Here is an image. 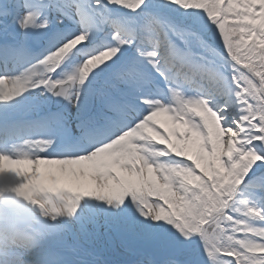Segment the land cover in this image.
Listing matches in <instances>:
<instances>
[{"label": "snow or ice", "instance_id": "obj_1", "mask_svg": "<svg viewBox=\"0 0 264 264\" xmlns=\"http://www.w3.org/2000/svg\"><path fill=\"white\" fill-rule=\"evenodd\" d=\"M101 3L39 0L37 7L26 0L22 11L0 20V50L15 54L25 44L43 49L19 74H0V102L37 89L79 99L81 88L106 74L89 90L112 125L83 154L41 156L52 144L42 139L0 151V179L11 181L0 186V219L22 215L21 202L53 220L71 216L85 198L120 210L134 205L142 216L167 222L181 242L198 236L207 264H264V207L251 198L264 197V0H160L202 17L215 34L230 68L229 99L216 94L222 107L186 95L173 79L203 71L192 52L196 33L146 14L148 0H107L144 16L132 25L97 15ZM105 27L110 42L93 43V30ZM133 48L135 57L129 58ZM77 55L82 60L64 71ZM155 81L166 85L163 95L153 93ZM58 197L66 201L63 207L56 206ZM0 239V255L7 256L8 241ZM166 250L185 255L176 245Z\"/></svg>", "mask_w": 264, "mask_h": 264}, {"label": "bare ground", "instance_id": "obj_2", "mask_svg": "<svg viewBox=\"0 0 264 264\" xmlns=\"http://www.w3.org/2000/svg\"><path fill=\"white\" fill-rule=\"evenodd\" d=\"M135 53V52H134ZM135 55V54H134ZM195 63L197 65L198 68H201V67H204V68H207V64H203V62L201 61V58H196L195 57ZM210 70V69H209ZM208 70V71H209ZM95 79V78H94ZM227 82L225 77L222 78V84L219 85L220 86V91H223L224 94L226 96H229L230 94L228 93V91L226 90V85H227ZM222 86V87H221ZM35 96H39V98H41V94H35L32 97V99H34ZM74 99L72 96H69L68 97V101H70L69 103H73L74 102ZM19 102V103H17ZM21 102H22V99L21 97H18L16 98L15 100L13 101H9V102H0V109L2 107H6V106H9L10 109L12 108H20L21 107ZM79 99L76 100V111L78 112H88V110L90 109V102L87 101V103H83V102H79ZM83 110V111H82ZM159 120L163 121L165 119V117H159L158 118ZM171 125H169L170 127ZM21 168H24V169H27V170H30L31 168L28 166V165H21L19 166ZM50 167H55V166H50ZM44 166L41 165V169H43ZM11 181L8 180L7 177L3 178V179H0V186H4V185H7L9 184ZM7 195V194H6ZM25 211L22 215L18 216L17 217V221L13 220L12 218H10L12 221V223H15V224H22L24 222V220H27L28 219V214H29V207L30 204H28L27 202H21ZM75 213V212H74ZM74 213L72 215H74ZM69 215H67L66 213L60 215V216H57L56 219L57 220H64L66 221V218H69L68 217ZM1 220V219H0ZM153 222H157L155 220H153ZM24 224V223H23ZM1 225V224H0ZM22 226V225H21ZM21 226L17 227V232L14 233V237L16 238H23L24 240H30V237H33L34 235H31V233L29 232V230H24L23 228H20ZM6 235V233L0 228V237H4ZM4 239H0V247L3 248L5 246V243L3 242ZM33 241V240H32ZM31 241V242H32ZM28 243H30V241H28ZM9 244V243H8ZM15 248L14 244H9V249L13 250ZM18 250V256L23 258L24 260H22L25 264H50V259L46 256L47 253L45 252V248H35V250H27V248L23 247V246H20L18 245L16 247ZM20 258V259H21Z\"/></svg>", "mask_w": 264, "mask_h": 264}, {"label": "rangeland", "instance_id": "obj_3", "mask_svg": "<svg viewBox=\"0 0 264 264\" xmlns=\"http://www.w3.org/2000/svg\"><path fill=\"white\" fill-rule=\"evenodd\" d=\"M164 1L166 2V0H164ZM157 2H160V0L157 1ZM162 9L163 10H166V11H170L171 10L173 12V14H175V15L185 16V13L182 10H177L175 8V6H171V7H168V8L164 7ZM188 16H190V15L188 14ZM190 17L192 19V23L202 25V23H201L202 17H192V16H190ZM184 23H187V22L181 21L180 23H178V26L181 27V28H183V26H181L180 24H184ZM180 30H183L184 31V29H180Z\"/></svg>", "mask_w": 264, "mask_h": 264}, {"label": "clouds", "instance_id": "obj_4", "mask_svg": "<svg viewBox=\"0 0 264 264\" xmlns=\"http://www.w3.org/2000/svg\"><path fill=\"white\" fill-rule=\"evenodd\" d=\"M45 198H47L46 195H45ZM65 203L66 201L63 198H59V197L55 201L56 206H59V207H63Z\"/></svg>", "mask_w": 264, "mask_h": 264}]
</instances>
